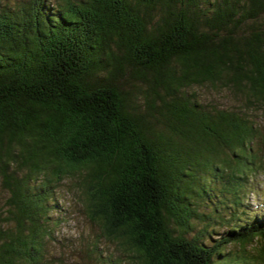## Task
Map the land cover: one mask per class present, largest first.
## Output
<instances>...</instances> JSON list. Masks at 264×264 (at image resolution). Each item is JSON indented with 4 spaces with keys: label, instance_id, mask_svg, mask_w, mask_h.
<instances>
[{
    "label": "trees",
    "instance_id": "1",
    "mask_svg": "<svg viewBox=\"0 0 264 264\" xmlns=\"http://www.w3.org/2000/svg\"><path fill=\"white\" fill-rule=\"evenodd\" d=\"M259 110L264 0H0V264H54L64 182L119 242L100 264H264Z\"/></svg>",
    "mask_w": 264,
    "mask_h": 264
},
{
    "label": "rangeland",
    "instance_id": "2",
    "mask_svg": "<svg viewBox=\"0 0 264 264\" xmlns=\"http://www.w3.org/2000/svg\"><path fill=\"white\" fill-rule=\"evenodd\" d=\"M127 88L130 89V86ZM191 91L195 92L204 102L215 105H230L237 102L235 96L230 92L220 93L219 90L210 85L195 87ZM254 118L260 125L261 133L264 134V110L257 111ZM248 176L249 184L247 191L245 189L244 204L240 206L238 212H244V218L252 222L255 215L260 218L264 216V168L258 172L249 170ZM9 197L10 194L2 187L0 180V217L2 219L4 216H8ZM56 197L57 199L54 200L55 209L51 215L54 219L60 220V223L56 227L55 240L49 243V251L54 256V264H100L95 257L96 255L90 256L88 253V245L92 246L93 244H97L104 255L112 254L116 257L122 254L119 242L109 239L103 234L100 222L92 220L79 198V193L72 190L68 182L58 185ZM6 223L0 220V227L7 226ZM225 228L227 227L220 229L218 226L216 229L218 233H214L212 239L206 241L215 243L220 237V230L224 231ZM254 246H249L248 250L253 251ZM229 248L237 249L238 246L234 247L233 244Z\"/></svg>",
    "mask_w": 264,
    "mask_h": 264
}]
</instances>
